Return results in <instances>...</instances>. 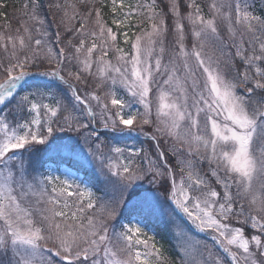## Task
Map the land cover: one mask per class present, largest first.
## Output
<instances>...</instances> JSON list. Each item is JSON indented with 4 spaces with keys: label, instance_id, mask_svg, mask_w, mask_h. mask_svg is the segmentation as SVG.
<instances>
[{
    "label": "snow or ice",
    "instance_id": "snow-or-ice-1",
    "mask_svg": "<svg viewBox=\"0 0 264 264\" xmlns=\"http://www.w3.org/2000/svg\"><path fill=\"white\" fill-rule=\"evenodd\" d=\"M79 3L50 5L66 41L38 0L0 32V264H264V12L110 0L109 25Z\"/></svg>",
    "mask_w": 264,
    "mask_h": 264
},
{
    "label": "trees",
    "instance_id": "trees-1",
    "mask_svg": "<svg viewBox=\"0 0 264 264\" xmlns=\"http://www.w3.org/2000/svg\"><path fill=\"white\" fill-rule=\"evenodd\" d=\"M62 1H65L68 4L75 3L77 4V8L81 12H83L84 10L85 6L80 4L79 0H62ZM32 3L33 0H0V13H3V15H0V32L6 34L8 33V31H10L11 33H13V35H15L17 29L19 28L22 29L27 24L32 23L33 20L30 19ZM38 3H39V8L37 11L39 14V19L44 21V24L47 27L49 33L51 34L59 31L61 34L62 41H66L68 38H70L72 36V33H66L65 31L63 32L61 30L63 29L61 27L65 26L60 23V19L63 15L61 9L50 7V5H53L55 3L48 2L47 0H38ZM254 3H255L256 14H261L262 12H264V6L258 4V3H264V0H254ZM25 4L28 5L27 9L25 8ZM104 5H110V0H104L103 5L101 4L100 0H96L95 7L101 10L104 19L108 22L109 25H111V13L109 7ZM157 6H158V10L160 8H164L165 11H167V8L162 4L161 0H157ZM88 7L90 8L91 5L89 4ZM69 12L71 13V9H69ZM71 23L75 28H79V16L77 17L76 20L72 21ZM138 24L139 27H137ZM112 27L115 29V26ZM142 27L143 24L138 20L132 23V26L130 28L132 30L131 39H134L133 33H139ZM122 39L123 36L121 35L119 37V45L122 44ZM73 42L75 43L77 41H73ZM109 56L111 58L112 54L110 53ZM146 130L150 131V129H147V126H146ZM100 131L103 130L101 129ZM120 143L121 145L127 144L129 146H133L136 148L143 147L145 149H150L155 142L148 141L147 138L142 135L133 134V138L123 140ZM83 176L84 179L87 180L91 177V173ZM149 229L156 233V239L161 245H163L165 254L175 260L176 256L172 249V237H171L170 229L167 228L164 224L157 223L155 221L151 222ZM209 244H211L210 241Z\"/></svg>",
    "mask_w": 264,
    "mask_h": 264
},
{
    "label": "rangeland",
    "instance_id": "rangeland-1",
    "mask_svg": "<svg viewBox=\"0 0 264 264\" xmlns=\"http://www.w3.org/2000/svg\"><path fill=\"white\" fill-rule=\"evenodd\" d=\"M48 2H52V3H59L60 5H64V4H66L67 2H65V1H62V0H47ZM162 1V4L167 8V0H161ZM144 3L145 2V0H125V3L126 4H136V3ZM198 3H201V5L203 6L204 5V3H205V0H199V1H197ZM259 5H263L264 6V3H258ZM184 9H183V6H182V11H183ZM205 11H207V9L205 8ZM63 14V13H62ZM136 20H138V21H140L141 22V20H142V18H139V17H133L131 20H130V25L132 26V23L134 22V21H136ZM36 21H33L32 23H30V24H27L26 26H24V27H29V28H35L36 26H37V24L35 23ZM142 24H143V29H148L149 28V22L147 21V20H143L142 22H141ZM169 23H171V21L169 20ZM131 26H130V28H131ZM89 27H93V25H92V23L91 22H89ZM61 28H63V29H61L63 32L65 31L64 29H65V26H62ZM129 28V31H128V36H129V39L131 40V35H132V30ZM20 29V28H19ZM20 31L22 32L23 31V28L22 29H20ZM9 32V31H8ZM8 33H6V35H7ZM11 34H13V33H11ZM34 35H35V32L33 33ZM172 39V37H169V40H171ZM120 47L121 48H124L126 51L128 50V45H126L125 43H124V37H123V39H122V44L120 45ZM0 57H3V55H4V52H3V50H1L0 49ZM166 59H167V56L165 57ZM114 59V58H113ZM114 63H115V60L113 61ZM44 67L46 68V67H48V65H47V63L45 62V65H44ZM40 70H44V68H41ZM0 79H3V77L2 76H0ZM121 94H123V93H121ZM137 107H139L138 105H137ZM141 111H142V109H141ZM59 135H63V134H59ZM166 147V146H165ZM105 151H107V149H105ZM153 232L151 231V230H149V235H151Z\"/></svg>",
    "mask_w": 264,
    "mask_h": 264
}]
</instances>
